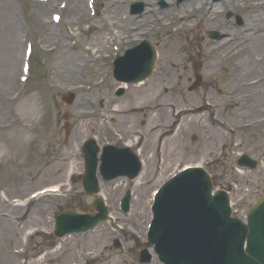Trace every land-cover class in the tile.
I'll list each match as a JSON object with an SVG mask.
<instances>
[{"label": "rangeland", "instance_id": "rangeland-1", "mask_svg": "<svg viewBox=\"0 0 264 264\" xmlns=\"http://www.w3.org/2000/svg\"><path fill=\"white\" fill-rule=\"evenodd\" d=\"M102 1L105 0H96L98 16L91 19L92 16H90L88 9H85L83 16H81L82 11L79 15L75 13L70 17L65 16L68 10V8L66 9L68 6L66 0H48L45 3L41 0H0V182L2 186L8 183L16 184L8 187V195H6L9 198H13V196L22 197L32 190L64 183L69 167L67 163L71 162L63 159V157L68 150L75 148L76 141L89 131L87 124L94 122L95 125V116H91V114L95 113L93 108L95 110L98 101H103L105 105L109 103L110 106H114L120 103H127V101L131 102V100L133 102V100L144 99V105L148 106L150 98L156 93L155 90L147 86V82L151 79L169 78V88L167 89L169 92H163L164 96L173 94L174 97L179 98L181 103H195L196 100L202 98L203 102L206 101L213 104L214 109L218 107V121L233 127L235 137L230 140L226 139L228 135L225 130L226 127L224 128L225 124H220L216 128L210 126L209 123L213 121V116L208 114L209 111H206L209 108L201 110L200 113L204 124L208 126L207 129L210 136L216 135L213 136L212 143L208 142L207 145L205 144L207 142L205 140V131L207 129L200 131L190 128L184 134V147L182 146V140H180V153H163L162 144L167 147L168 141L166 142L167 144L162 143L164 141L156 142L152 152L148 144L146 150L144 149V157H149L153 154L156 158H152V169L150 174H148L149 180H145V176L140 180L142 182L148 181L142 186V190H145L143 200L138 202V204H135V200H132L130 215L125 216V218L119 215V219H115L116 222L119 220V226L126 227L131 232L130 237H127V240L120 238L116 231L113 234L109 232L107 224H101L96 230L86 232L87 234L84 233L85 236H68L60 243L57 242L56 249H54L52 254H45L46 256L40 261L41 264H137L136 251L133 249L129 250V248L137 241L145 239L147 223L150 218V210L148 208L149 192L153 185L169 176L175 166L179 168L189 163H203L212 175L215 184L228 190L232 201L233 214L241 218L245 217L251 204L264 193V123H252V126L243 127L241 122L252 119L247 117L240 120L241 116H233V111L231 110L234 108L236 100L233 98L232 90L226 86L227 80L231 77L227 78V76L232 74L231 67L234 66L235 62L242 63L241 58L245 53L222 61L218 66V70L212 74L205 71L208 57L204 48L205 43L210 40L208 30L219 31L224 29L228 31V35L235 31L237 35L235 37L236 41L244 40L243 37L246 35L242 27L249 16L247 9L245 7L227 5L221 16L222 21L217 20V25L212 26L214 27L213 29L206 27V18L203 17V13L208 11L209 5L204 7L201 15L193 13L189 18L193 21L192 29L187 32L178 30L181 41V64L180 68L174 73L171 65L168 64L166 66L162 62V56L164 55L165 57L166 54L165 28H157L158 26L153 25L147 27L145 31L138 34V38L139 40L142 37L148 39L155 48L156 63L152 75L145 80V85L138 88L140 91L135 94V98L132 97L129 91V89L135 87H130L122 97L117 98L113 93L116 84L111 78L110 70L107 69V65L102 64L98 60L87 65L84 73L82 72V64H78L77 70L79 73L77 76L80 80L63 76V71L66 70L65 61L68 60L66 58L68 54L74 56L70 60L74 69L76 63H81L86 55L102 54L107 49V54L103 58L110 60L113 57L112 49L110 51L108 47L110 44L107 42L110 41V38H113V33L115 34L116 30L106 19L110 15L103 11L99 13L102 10ZM61 3L67 4L64 10L59 8ZM8 5L11 7H6ZM57 5L58 7L56 8L55 6ZM52 12H58L63 16L57 25L53 24L50 19ZM237 15L242 18L241 25L237 24L235 19ZM169 29L170 32L174 30L173 27ZM45 32L46 34L47 32L52 33L53 46H57V44H54L57 39L55 36L59 34L65 45L68 47L69 43L72 49L67 50L68 53L66 54L65 49H63L62 53L42 50L40 37ZM185 34L186 36H184ZM132 35L133 30L128 28L124 32L122 40H126L128 36ZM226 36L227 34L224 32V36L220 34L218 39L213 40L218 42ZM92 37L100 39L95 46L87 45ZM68 38L71 41L67 40ZM29 41L32 42L34 48L30 62L31 72L29 80L26 84H23L19 81L20 65L24 45ZM126 44L129 43L126 41L117 42L118 52ZM10 47L11 49H9ZM94 47L96 50L93 49ZM13 59H15L13 68H10L8 65L10 60L13 61ZM197 64H200L199 69L194 70ZM263 64L260 65L262 66ZM197 74L201 76L202 83L200 87L190 92L188 91V86L194 81ZM82 76L89 78L90 81H101L98 84V89L90 92L86 88L82 90L80 85L82 84L80 78ZM259 87L264 92V80ZM67 90H73L76 94L75 101L69 107H66L60 101V95ZM248 94L250 95V93ZM256 96H259V93ZM162 99L165 100V98ZM242 99L248 100L249 98L242 97ZM257 100H253L248 112L254 110L252 107L254 103L259 107L263 106L264 99L262 100L261 97V102L259 101L261 105ZM89 102H92L91 108ZM106 112L104 111L102 114L105 115ZM64 114L68 115V138H65L64 135ZM161 123L160 119H156L154 122L158 126ZM141 124L143 126L142 130L146 131L144 133L149 139L152 132L149 130L150 112L148 110L142 113ZM81 125H83L82 128H80ZM96 133L101 138L111 139L106 123ZM24 140L27 144L23 146L21 143ZM34 140L39 142L38 147L33 145ZM223 141H228V145L220 147ZM159 151H161V154L159 155L158 153L157 157V152ZM239 152H245L259 159V167L253 172L238 171L235 166V160ZM38 155L41 160L37 159ZM162 155L163 157H161ZM165 158L166 160L163 161ZM72 166L71 168L75 171L78 170L76 162H73ZM13 171L17 173L13 175ZM30 175L31 178H29ZM23 176L25 177L23 178ZM72 185L68 186L66 184L61 189L70 188L74 192V199L58 195L39 199L40 205L35 210L38 211L39 215L36 226H48L51 206V208L56 209L64 205H77V203H80L83 206V210L88 208L92 198H86L78 184ZM126 188H128V185L125 183L124 186L120 184L114 190L112 189V184L102 186V189H105V193H103L105 196H103L106 198L105 201L109 209L111 206L112 210L110 211L114 217L117 216L116 211L113 209L114 203ZM131 190H133L134 197L135 192L140 193L142 191L141 188L136 189L134 186H132ZM141 208L144 209V214H142V210L140 211ZM4 211L5 213L2 212L3 214H11L7 210ZM39 211H42L43 214ZM138 212L140 216L136 217ZM1 221L3 220L1 219ZM8 224H0L2 232V243L0 245L2 247L6 246L4 249L1 248L3 250H7V247L16 246L14 244L16 241L8 240L11 233H18V235L23 233L21 230H15L11 223L10 227H8ZM97 230L101 231L103 239L94 242L95 244L93 246L90 245V248H88L89 240H92ZM115 238L120 239L119 247H114ZM18 241L20 243L22 238L19 237ZM72 243L76 244L68 249ZM70 249H72V252ZM75 249L82 250V254L88 255L90 260L76 258L74 262H67L64 259V255L66 256L67 253H63L67 250V252L72 254ZM151 264L159 263L154 258Z\"/></svg>", "mask_w": 264, "mask_h": 264}, {"label": "bare ground", "instance_id": "bare-ground-1", "mask_svg": "<svg viewBox=\"0 0 264 264\" xmlns=\"http://www.w3.org/2000/svg\"><path fill=\"white\" fill-rule=\"evenodd\" d=\"M68 1L72 4L70 6L71 9H80L81 6L78 4L80 0ZM125 1L127 0H106L103 7V11L107 15H110V17H107L106 19L111 25L114 26L116 30L115 36L117 38H122L124 32H126L128 28H131L133 30L132 37L135 39L137 38V36H139V33L145 31L146 28L149 26L174 24L173 32H170V29H167L166 31V54L165 57L164 55L162 56V62L165 63L166 66L168 64L171 65L173 73L180 68L181 64V41L178 35V30L187 32L192 29L193 21H191L189 18L192 16L193 13H198L199 15H201L203 13L204 7L209 5L208 11L203 13V17L206 18V27L212 28V26L217 25V20L221 21L222 13L223 11H225L227 5H233L235 7L246 6L249 9V13H251V18H249L245 26V35L247 40L245 42L242 40L236 41L233 38H227L229 36H226L224 37V39L218 41L217 44L213 46L207 45L205 47L206 51H209L211 47L216 49L217 51H215L208 57V60L205 64V71L209 74H212L216 71L219 64L226 58H234L237 55H243L245 53V55L241 58L242 63H234V66L232 67V76L230 79H228L226 86L232 91L236 92L237 97L238 95H241V93L248 92L252 93L251 99L255 98L253 95L255 93H260L262 94V97H264V92L261 91V88L259 87L260 83L254 81L261 74H264V0H181L180 5L173 7L174 5L172 3H169V6L161 11L155 7V0H140L144 3V8L143 12L139 15L127 14L124 7ZM6 7L11 6L8 5ZM223 32L228 35V31H225L223 29ZM184 36H186V34ZM99 40L100 39H92L88 41L87 45L95 46ZM226 41L230 43H227ZM63 47V43H60L55 49L62 53L63 49H66V47ZM9 49H11V47ZM66 53L67 51L65 52V54ZM9 55L11 56V54ZM258 56L261 59H259ZM71 57L74 56L69 55L66 57L68 60L65 61L66 70L63 71V76L70 79L78 78V80H80L77 76L76 67L74 66V69L73 66H71ZM87 58L90 59L91 55H88ZM14 60L15 59H13V61L10 60L9 65L7 64L10 68H13ZM260 64L263 65L261 66ZM168 80L169 78H158L156 80L151 79L147 82V86L150 87L152 90L156 91V93H154L155 95L150 98V104L148 106L144 105V99L138 101L136 104H133V107L132 104L127 101V103H124L123 105L115 106L112 114L117 115V117L115 116L114 122L116 131H114L122 132L124 130H127L130 133L132 132L130 130H134V126L140 122V119H138V117L141 115L142 118V113L148 110L150 112V130L151 132L154 131L150 138V148L154 147V138H159L166 132H171V127H173L174 124L178 123V128L173 131L168 140H165V143L168 141V146L165 147L166 145H164L162 149L163 153L176 154L180 153V140H182V146L184 147V134L186 131L188 132L190 128L197 129L200 131L206 130L207 127L202 122V116L198 115L196 113V110H200L203 108L209 109L212 107V105L205 102L202 103V98L196 100L195 103H181L179 98L174 97L173 94H167L164 96L163 92H169V90H167L169 88ZM143 85H145V83L140 82L136 84L135 87L139 88ZM91 90L93 91L94 89H89L88 92H90ZM162 98H165V100H163ZM195 105H198V109L194 107ZM237 107L240 108L239 110L245 111V109L248 108V105L242 104L238 105ZM257 108L258 109L255 110V112L253 113L237 111L235 112V114L237 116H251L252 118L264 117L263 106H257ZM260 110L262 111V113ZM178 117L179 119H177ZM156 119H160L162 121V125H168L170 127H168L166 130L158 129L157 125L154 124ZM82 126L83 125H81L80 128H82ZM90 126H94V122H89L87 124V127ZM213 136L216 135L213 134L212 136H210L208 129L205 131V140L207 141L205 143L206 145L208 144V142H213ZM145 144H143L142 149L144 148ZM151 163L152 156L146 159L145 175H148V168H150ZM72 164L73 161L71 163H67L69 167H73ZM143 185V183H139V185L137 184L136 189L141 188L142 190ZM118 186L119 183L115 181V183L112 184V189L114 190ZM44 189L46 191H56L58 190V185L56 184L54 186L44 187ZM144 191L145 190H142L140 193L135 192L136 202H139L138 200L142 199V197L144 196ZM38 218L39 215L35 217V219ZM1 223L5 224L0 221V224ZM94 234L96 235L93 236L92 240H89L90 242L87 245L88 248H90V245L93 246L95 244L94 242L103 239V237H101L102 234L100 230L95 231ZM16 236L18 237L16 233H13L9 235L8 240L15 241L17 240ZM14 244L17 245L18 241ZM74 244L76 243H72L71 245H69L68 249ZM70 251L72 252V249H70ZM0 252L4 253L5 255V257H3L2 259L3 264H17L15 258L10 255L8 250L0 249ZM65 253L67 254L66 256L64 255V259L67 262H74L76 258H78V255L81 253V251L75 249L74 252L71 254L66 250L63 254ZM37 262V260L31 261L28 264H36Z\"/></svg>", "mask_w": 264, "mask_h": 264}, {"label": "water", "instance_id": "water-1", "mask_svg": "<svg viewBox=\"0 0 264 264\" xmlns=\"http://www.w3.org/2000/svg\"><path fill=\"white\" fill-rule=\"evenodd\" d=\"M210 201L213 203V207L215 208L214 212H215V215L217 216V219L212 221L213 227L216 229V228H219L222 226L226 229H230L228 225H231V222L228 221V219L225 217V213H224L226 211L225 205L224 204H217L214 200H211V199H210ZM261 208H263V210L260 211V213L257 217L252 219L251 224L248 227V231H247L248 240H249V243H251L249 256L250 257L254 256L255 260H249L244 255H242L241 253L238 252L237 256L232 254L229 257V259H227L225 261L218 262V264H254L255 261L262 262L261 258L256 256V251L262 250L264 253V203L262 204ZM204 212L205 211H204L202 205H200V210H198V213L201 215ZM63 216L73 217L74 214L69 213V214L63 215ZM240 226H242V225H240ZM168 228H170L171 231H174V226L170 225V226H168ZM243 228H245V227L242 226V229ZM238 230L240 231V228H238ZM162 231H164V229ZM161 236H162V234H161ZM241 236H242V233H240V232H237V231L232 232V237L234 239H236L237 243H239L241 241ZM257 238H259L260 243L257 241ZM164 242L167 244L170 241L164 240ZM231 243H232V245H235L232 240H231ZM254 248L256 249V251L254 250ZM163 249H165L166 251H172L173 250V243L172 242L168 243V245L164 246ZM163 257L165 259H167L169 257V254L166 253V254H164Z\"/></svg>", "mask_w": 264, "mask_h": 264}]
</instances>
